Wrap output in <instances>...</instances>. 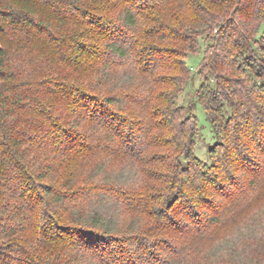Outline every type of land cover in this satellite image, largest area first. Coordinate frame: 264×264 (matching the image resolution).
Returning <instances> with one entry per match:
<instances>
[{"label":"trees","instance_id":"1","mask_svg":"<svg viewBox=\"0 0 264 264\" xmlns=\"http://www.w3.org/2000/svg\"><path fill=\"white\" fill-rule=\"evenodd\" d=\"M262 180L264 0H0V264H193Z\"/></svg>","mask_w":264,"mask_h":264},{"label":"rangeland","instance_id":"2","mask_svg":"<svg viewBox=\"0 0 264 264\" xmlns=\"http://www.w3.org/2000/svg\"><path fill=\"white\" fill-rule=\"evenodd\" d=\"M205 45L206 41L201 38L199 50L189 54L186 59L192 70V78L185 84L179 101L195 106L199 126L195 152L199 158L211 163L210 148L216 136L211 120L196 94L204 81L199 68ZM242 190L245 189L238 193L241 195L239 199H224V220L200 242V249L192 258L193 264H233L234 260L238 263L246 256H253V253L263 246L258 242L264 240V180L254 191L241 192Z\"/></svg>","mask_w":264,"mask_h":264}]
</instances>
